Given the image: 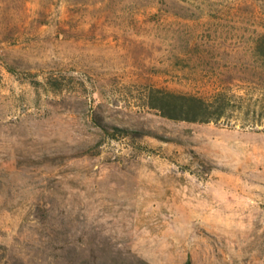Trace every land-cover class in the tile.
Masks as SVG:
<instances>
[{"label":"rangeland","instance_id":"1","mask_svg":"<svg viewBox=\"0 0 264 264\" xmlns=\"http://www.w3.org/2000/svg\"><path fill=\"white\" fill-rule=\"evenodd\" d=\"M188 261L264 264V0H0V264Z\"/></svg>","mask_w":264,"mask_h":264},{"label":"trees","instance_id":"2","mask_svg":"<svg viewBox=\"0 0 264 264\" xmlns=\"http://www.w3.org/2000/svg\"><path fill=\"white\" fill-rule=\"evenodd\" d=\"M153 99V108L158 109L162 116L176 121L209 123L219 120L224 113L221 104L212 109L205 99L193 95L162 92ZM117 130L127 131L120 128Z\"/></svg>","mask_w":264,"mask_h":264}]
</instances>
